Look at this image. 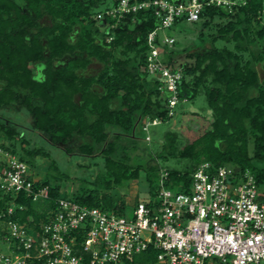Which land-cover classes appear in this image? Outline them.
<instances>
[{
    "label": "trees",
    "instance_id": "16d2710c",
    "mask_svg": "<svg viewBox=\"0 0 264 264\" xmlns=\"http://www.w3.org/2000/svg\"><path fill=\"white\" fill-rule=\"evenodd\" d=\"M105 1L0 0V108L26 110L32 130L67 153L73 152L71 143L80 139V153L103 159L102 173L85 180L72 196L64 195L61 175L68 179V173H62L45 146L34 145L15 123L0 116L1 140L21 138L26 144L20 150L5 140L0 145L31 166L39 157L51 159L50 170L37 182L49 186L48 198L33 200L20 193L17 198L0 199V215L16 203L14 214L0 216V243L8 234V219L40 229L57 211L61 197L123 213L127 202L113 195L112 189L137 180L142 170L152 196L156 195L163 167L157 162L133 163L126 139L136 146L138 136L144 134L146 139L143 126L148 119L167 122L173 117L168 108L170 93L147 71L148 34L159 20L153 8L98 19L100 12L119 0H110L104 10H98ZM263 12L264 0L206 5L198 20L202 45L183 53L189 62L175 65L177 41L165 47L167 64L183 72L180 96L192 101L204 93L212 111L208 128L200 124L196 130L194 124L188 125L191 140L179 156L189 163L184 169L167 168L168 187L189 189L194 171L205 161L216 167L251 169L264 187ZM184 21L178 18L173 27ZM204 29L215 33L208 38ZM220 40L224 45L217 44ZM94 60L103 67L88 73ZM179 136L174 131L165 133L164 159L174 155Z\"/></svg>",
    "mask_w": 264,
    "mask_h": 264
},
{
    "label": "built area",
    "instance_id": "2783aa9c",
    "mask_svg": "<svg viewBox=\"0 0 264 264\" xmlns=\"http://www.w3.org/2000/svg\"><path fill=\"white\" fill-rule=\"evenodd\" d=\"M238 1L119 0L97 17L154 9L159 24L148 34L147 71L170 93L169 115L175 116L189 100L180 96L182 70L165 61V47L176 39L160 32L178 18L200 20L206 5ZM161 123L160 118L144 123L147 141ZM38 180L26 161L0 145V199L20 193L33 200L48 198L49 186H39ZM168 182L169 172L162 168L156 195L135 202L131 216L61 197L40 229L8 219L0 264H264V187L251 169L205 161L194 171L189 189H172ZM15 208L12 202L0 216L14 214Z\"/></svg>",
    "mask_w": 264,
    "mask_h": 264
},
{
    "label": "rangeland",
    "instance_id": "374dc122",
    "mask_svg": "<svg viewBox=\"0 0 264 264\" xmlns=\"http://www.w3.org/2000/svg\"><path fill=\"white\" fill-rule=\"evenodd\" d=\"M109 3L110 0H106L104 3L100 4L98 10H104ZM262 16L264 22V12ZM216 21H219V19H216ZM200 26V21L196 23L184 21L181 22L179 26H175L171 29L160 32L162 36H174L177 41L173 48L176 52V66H178L181 62H189L190 59L185 57L183 54L184 51L193 49L195 47H200L202 45V42L198 36ZM204 31L208 38L215 33V30L212 29H204ZM217 44L222 46L224 45V42L220 40ZM31 67L34 68V65H31ZM102 67L103 64L101 62L94 60L88 68V73H97L102 69ZM192 106L195 108L194 113L191 112ZM211 113L212 111L208 108L206 95L204 93L198 94L194 100L189 101L184 106L177 107L175 116H173L169 121L163 122L153 127L151 141H147L144 134L138 136V143L136 146H133L134 144L130 141V139H126L128 144L127 153L131 156V161L133 163L143 164L157 162L163 168L184 169L189 163V159L181 158L179 155L182 149H184V147L191 140L187 134L188 125L191 123L192 125L194 124V127L195 125L199 127V125L202 124L206 125V128H208V118L210 117ZM0 116H2V118L4 117L5 120H10L11 122L15 123L13 125L21 132V134L25 135L29 140H31L34 145L45 146L46 149L52 154L51 158H54L57 161L62 173L63 171L68 173V179L64 177V173L61 175L63 176V180L61 182L62 194L72 196L74 191L85 185V180H93L100 173H102V158L98 156L93 157L85 155L78 151L77 147L83 142L82 140L78 139L75 142H72L71 146L73 148V152L67 153L63 149V146H54L48 143L43 134L32 130V117L26 110L0 108ZM195 129L198 130L197 127H195ZM195 129H191L190 132H193L192 130ZM167 131L177 132L180 134V136L174 148V155L164 159L162 156V143ZM194 133L197 135L196 132ZM3 140H1L0 137V141ZM21 141V138H17L16 141L7 140L6 143L16 144L17 148L20 150L21 147L23 148V145H26ZM50 164V158L39 157L35 166L30 165L31 173L36 179H42L50 170ZM86 186L92 187V185ZM112 191L113 195H116V197H119V199H125L127 202L125 208L126 215L130 216L133 215V205L137 200H148L152 197L149 183L146 179L145 170H142L140 177L137 180L127 182L122 186L112 189ZM0 248L7 250V244L0 243Z\"/></svg>",
    "mask_w": 264,
    "mask_h": 264
},
{
    "label": "crops",
    "instance_id": "0c3cea01",
    "mask_svg": "<svg viewBox=\"0 0 264 264\" xmlns=\"http://www.w3.org/2000/svg\"><path fill=\"white\" fill-rule=\"evenodd\" d=\"M192 110H195V108H194L193 106H192ZM210 117H211V115H210ZM210 117H209V118H210Z\"/></svg>",
    "mask_w": 264,
    "mask_h": 264
}]
</instances>
